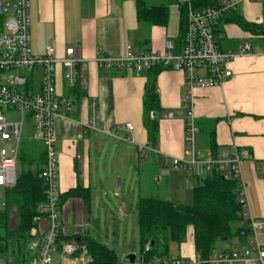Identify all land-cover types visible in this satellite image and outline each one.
<instances>
[{
	"label": "crops",
	"instance_id": "crops-1",
	"mask_svg": "<svg viewBox=\"0 0 264 264\" xmlns=\"http://www.w3.org/2000/svg\"><path fill=\"white\" fill-rule=\"evenodd\" d=\"M231 1L236 2L231 11L235 10L245 20L255 23L257 31L244 30L233 21L225 22L219 34V45L222 50L237 52L241 45L249 42L256 53L237 55L229 61L228 67L233 73L223 83L192 89L199 126L195 146L203 161L227 158L235 146L245 155L241 161V172L249 199L246 210L257 219L258 239L264 245V33L259 31L264 28V0ZM180 11L179 4L175 14L170 8L168 23L160 25L139 22L135 0H30L34 53L43 54L46 47L52 45L56 49L55 56L62 59L67 47L74 46L81 57L75 82L81 85L80 92L72 89L75 84L65 81L64 65H57L58 92L76 100L70 112L55 117L56 184L59 195L80 186L88 191L89 197L85 200L77 194L60 198V232L66 237L60 240L62 243L51 264H73L77 254L61 256L60 249L64 242L75 240L80 235H91L110 246L112 242L126 245L129 230L127 224L121 222L128 220L134 211L133 204L137 205L138 212L140 196L151 195L145 192L156 187V179L168 181V174H172L173 169L190 172L186 167H175L172 161L174 156H183L186 148L185 96L189 90L185 73L170 68L158 73L162 108L160 112L154 111L156 115L152 113L159 118L157 144L141 151L138 148L140 144H149L142 106L148 72L111 69L97 61L99 51L121 56L129 44L144 49L164 48L167 39L177 40L180 36ZM93 101L97 104L99 130L86 127L92 118ZM169 111H173L174 116L168 117ZM126 122H131L134 128L126 129ZM118 125L121 126L119 134L122 138L115 135ZM21 148L20 142V153ZM45 151L46 147L40 151L41 163L35 169L46 162ZM106 162L112 165L111 169H107ZM196 166L188 177L191 180H200ZM117 180L121 188L125 185L127 195L120 190L113 191V182ZM111 191L116 196L123 195L121 214L105 202V196ZM122 215L126 218H120ZM48 226L47 214L38 218L32 230L31 251L34 256L30 264L37 260L40 239ZM132 233L135 234L136 230ZM72 235L76 237L72 238ZM136 235H139V229ZM124 236L125 241L122 239ZM114 249L119 253L120 250ZM131 252L136 256L134 264H170L165 261L144 263L135 249ZM199 257L190 228L186 241L180 244V253L168 259L198 261ZM12 258L7 256L6 264H15Z\"/></svg>",
	"mask_w": 264,
	"mask_h": 264
},
{
	"label": "built area",
	"instance_id": "built-area-1",
	"mask_svg": "<svg viewBox=\"0 0 264 264\" xmlns=\"http://www.w3.org/2000/svg\"><path fill=\"white\" fill-rule=\"evenodd\" d=\"M187 2V25L184 35L177 39H167L164 48L144 49L140 46L127 45L121 56L103 54L99 51L97 61L102 66L117 70H135L142 72L153 65L182 70L188 93L185 96V153L174 156L175 167H189L203 164L208 170H218L226 178L237 177L240 181V199L245 208V216L250 219L253 229L252 239L247 244H237L233 249L218 251L214 249L207 261L211 264H264V245L258 239L259 224L257 219L246 209L249 199L244 186L241 161L245 155L234 147L227 158H212L203 161L197 152L196 140L199 126L194 111L192 89L196 86H214L223 83L232 75L228 62L237 55L256 53L249 42L240 46L237 52L225 51L219 45L215 24L227 11L235 7L236 2L218 0L217 6L194 7ZM30 0H0V188L12 186L17 180V161L20 154L21 133L25 115H32L36 135L46 145V162L41 176L46 182V201L42 207L49 218L48 229L40 239V249L34 264H51L57 249V235L62 221L59 208V194L56 184L57 157L55 148V117L66 115L72 109L69 96H64L57 89V65L64 66V78L69 84L77 80V65L81 62L78 50L74 46L67 47L62 59L55 56L56 49L49 45L45 53H34L31 46ZM41 72L40 91H35L33 74ZM97 104L92 102V118L88 129L99 130ZM5 110H18L21 118L8 119ZM174 116L173 111L167 113ZM124 127L132 130L134 125L126 122ZM119 134L121 126H117ZM141 151L151 148L150 144H140ZM149 245H147V248ZM61 256L77 254L73 264H95L86 246L75 240L64 242ZM189 258H171L165 262L170 264H196ZM117 264H131L128 261Z\"/></svg>",
	"mask_w": 264,
	"mask_h": 264
},
{
	"label": "trees",
	"instance_id": "trees-1",
	"mask_svg": "<svg viewBox=\"0 0 264 264\" xmlns=\"http://www.w3.org/2000/svg\"><path fill=\"white\" fill-rule=\"evenodd\" d=\"M137 18L139 22L166 25L169 21L170 6L167 3L147 4L146 0H135ZM181 7L180 36L185 32L187 25L188 3L176 0ZM194 7H211L219 5L218 0H190ZM233 21L244 30L255 32L257 25L242 18L235 10L227 11L215 24V32L222 31L223 23ZM264 33V28L259 30ZM178 38V39H179ZM166 69L162 65H153L144 71L148 72V82L145 88L143 107L144 125L149 134V144L156 146L159 133V118L153 116L154 111H161V102L158 92L157 75ZM143 71V72H144ZM75 84V83H74ZM73 84V85H74ZM73 90L82 91L77 82ZM72 108L76 99L71 98ZM72 110V109H71ZM70 112V111H69ZM44 160H46V153ZM23 152L20 159L26 160ZM43 157V156H42ZM42 167L29 169L18 175L16 183L4 187L6 208L0 211V261L3 255L13 256L15 264H30L32 254V230L37 225L38 218L45 215L42 211L46 201V182L40 175ZM189 176L194 168H189ZM237 177L226 178L218 170H212L202 179V182L193 188L194 201L192 204L175 202L154 195L140 196L138 200V229L141 260L144 263L164 262L169 258V244L171 241L183 243L186 241L189 229L192 228L193 241L199 253L200 261L196 264H211L207 261L212 251L216 249L220 240L237 238V243L247 244L252 239L253 229L250 219L245 216V208L240 199L241 186ZM79 194L85 200L89 193L86 189L77 186L64 196ZM13 207H16L17 222L13 223ZM61 231V230H60ZM57 248L61 239L65 237L59 232ZM81 245L87 247L95 264H117L120 256L109 244L94 238L91 235H80ZM72 238L76 236L72 235ZM154 241V244H151ZM147 245L149 247L147 248ZM127 261V260H125Z\"/></svg>",
	"mask_w": 264,
	"mask_h": 264
},
{
	"label": "rangeland",
	"instance_id": "rangeland-1",
	"mask_svg": "<svg viewBox=\"0 0 264 264\" xmlns=\"http://www.w3.org/2000/svg\"><path fill=\"white\" fill-rule=\"evenodd\" d=\"M147 4H161V3H167L169 4L170 8H172V14H175V12L178 11V2L176 0H146ZM34 78V84L36 92L39 91L40 88V82L41 81V72L40 70H36L34 74L32 75ZM6 115L8 119L10 120H17L21 118V114L18 110H5ZM21 151L25 153L27 157L26 160H19L17 164V174L20 175L21 173L27 171L29 168L35 169L38 163H41L39 160V155L41 156V152L43 149H45L46 145L43 140L37 137L36 130H35V123L33 120L32 115L29 113H26L24 125L21 133ZM116 144V142H114ZM118 143V142H117ZM2 146V142L0 141V147ZM41 153V154H40ZM106 165L108 166V170L111 169V164L106 162ZM199 168V176L200 180H196L195 178L193 180L189 179V173L187 170L182 169H173L171 170L173 173L168 174L169 180L162 178L161 181H156V187L152 190H147L145 192L146 194H151L158 197H163L165 199H172L175 202H182L187 204H192L194 201L193 197V188L195 185L202 182V179H204L210 170H208L203 164H199L196 166V169ZM124 172V169H121ZM196 173L197 170H196ZM116 176V173L115 175ZM118 180L116 182H113L114 186V192L121 191L122 194L127 195V189L125 188V185L123 188H121V184L118 185ZM127 190V191H126ZM111 191L108 196H105V202L107 203V206L112 208L116 211V213L121 214V207L120 202L122 200V194L120 196H116L114 192ZM132 192L129 191V197L132 199ZM5 196L4 191L0 189V211H3V209L6 208L5 203ZM120 207V208H119ZM102 212H104L105 205H101ZM119 208V209H118ZM134 211L130 214V217L128 220H126L125 215L120 216V218L125 219V221H122L121 224H127V228L129 230V236L126 240V245L123 244H114L111 243V246L116 247L119 251L120 259L127 260L126 256L127 254H133L131 252V249L136 250V254L141 257L140 254V243H139V235L137 234L138 226H137V205L133 204ZM14 209V208H13ZM13 223L17 222V214L16 210H13ZM136 230V233L133 234L132 231ZM259 237V236H258ZM127 238V237H126ZM125 241V236L122 238ZM112 240V237H111ZM135 240V241H134ZM123 242V241H122ZM121 242V243H122ZM237 242V238H231V239H225L220 240L217 244V250L221 251L224 249H233L235 248V243ZM135 243V245H134ZM169 258L173 256H177L180 253V243L177 241H171L169 244ZM126 250V252L124 251ZM135 253V252H134ZM7 256H10V254H7ZM5 255L2 256L0 264H6V257ZM140 259V258H139Z\"/></svg>",
	"mask_w": 264,
	"mask_h": 264
},
{
	"label": "water",
	"instance_id": "water-1",
	"mask_svg": "<svg viewBox=\"0 0 264 264\" xmlns=\"http://www.w3.org/2000/svg\"><path fill=\"white\" fill-rule=\"evenodd\" d=\"M154 115H156L157 113L156 112H154L153 113ZM80 241V238L79 237H77V238H75V241ZM151 244L153 245L154 244V241H151ZM135 258H136V256L134 255V254H128L127 256H126V259H127V261L129 262V263H131V264H134L135 263Z\"/></svg>",
	"mask_w": 264,
	"mask_h": 264
}]
</instances>
